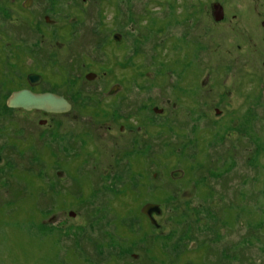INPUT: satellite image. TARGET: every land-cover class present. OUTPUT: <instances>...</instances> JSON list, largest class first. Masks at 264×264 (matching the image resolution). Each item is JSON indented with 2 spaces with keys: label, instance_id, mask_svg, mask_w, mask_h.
Masks as SVG:
<instances>
[{
  "label": "rangeland",
  "instance_id": "obj_1",
  "mask_svg": "<svg viewBox=\"0 0 264 264\" xmlns=\"http://www.w3.org/2000/svg\"><path fill=\"white\" fill-rule=\"evenodd\" d=\"M10 1L0 264H264V0ZM29 72L76 111L47 126L8 111ZM148 202L160 228L141 214Z\"/></svg>",
  "mask_w": 264,
  "mask_h": 264
},
{
  "label": "flooded vegetation",
  "instance_id": "obj_2",
  "mask_svg": "<svg viewBox=\"0 0 264 264\" xmlns=\"http://www.w3.org/2000/svg\"><path fill=\"white\" fill-rule=\"evenodd\" d=\"M10 2H12L11 6L13 8H14L13 5H17V4L20 3L19 0H11ZM33 3H34V0H24V1H21V5H22L21 7L23 9H25V10H28V9H31ZM211 11H212L211 12V16H212L213 20L216 23H222V22L225 21L226 9L220 2L213 3L212 6H211ZM17 21L19 22L18 19H17ZM45 21L49 24L50 19L46 16L45 17ZM262 25L264 26V23ZM27 26H29V24ZM42 32H43V29H42ZM123 37L124 36H122V34L116 32L112 36L111 43H113L112 41L114 40L117 44H119V43H121L123 41ZM3 38H4V36L2 34H0V42H2V41L4 42ZM4 44L7 45L8 47L13 45L12 42H4ZM58 44H61L60 41H58ZM10 52L12 53V50H10ZM34 63H35L34 59L29 57V60H27V62H25V65L32 66ZM19 67L21 68V66H19ZM3 73H5L4 70L0 69V80H2L3 83H7L8 84V82H10V78L13 79L14 77L6 75L8 77V79H4L3 78ZM99 77L100 76L97 73L90 71V72H88L86 74L85 79L87 81H89V82H92V81L97 80ZM23 80H24V82L21 83L19 87H18V85L10 86V87H12L10 89H13V90H10L8 92L7 96L5 97L4 106L12 114L14 113V115H16V114L17 115H31V114L40 115L43 118L39 120V122H38L39 125L40 126H47L49 124V119L50 118L54 121L55 120L54 118L69 117V116H71L73 114L74 111H76V103L74 102L73 97H70L69 94L62 93V92H60L58 90H49V89L45 90V89L42 88V85L47 81L45 75H43L42 73L29 72V73L24 75ZM0 83H1V81H0ZM122 90H124V85H122L121 83L114 84L113 88L110 91L109 97L117 96L119 93H121ZM20 92H29V93L34 95V98H39V99H42V98H40L38 96H45L47 94H52V95L61 97L63 100L68 102V104L71 106V108H69V110L63 111V112H51V111H47V110H45L43 108L33 107V108H30V109L27 110L24 107H13V106H10V100L14 97L15 94H18ZM35 96H37V97H35ZM163 111L164 110H162V109L161 110H159L157 108L155 109L156 113H163ZM141 161L142 160H140L139 158H136V157L133 159V163L135 164L134 167L137 169L136 174H138V175L141 174L144 177V171H143L144 164ZM175 171H180V172L183 173V175L180 178H182L185 175V172L182 171V170H174L170 174L171 179H175V178H173V174H172ZM157 177H158V175L155 174V178H157ZM180 178H178V179H180ZM146 204L160 205L158 203H151V202H148ZM146 204H144L141 207V214L145 218L148 219V221L150 222L151 225H153L151 223V221H150V218L142 213V209H143V207ZM160 207H161V205H160ZM160 214H161V211L159 212V214H156V213L152 214L153 218L158 223V227L155 226L156 228H160V224H159L158 220L156 219L157 216L160 215Z\"/></svg>",
  "mask_w": 264,
  "mask_h": 264
},
{
  "label": "water",
  "instance_id": "obj_3",
  "mask_svg": "<svg viewBox=\"0 0 264 264\" xmlns=\"http://www.w3.org/2000/svg\"><path fill=\"white\" fill-rule=\"evenodd\" d=\"M38 97L42 99L34 98V95L29 92H20L18 94H15L14 97L10 100V106L24 107L27 110L33 107L43 108L51 112H63L71 108L68 102L63 100L61 97L52 94H47L45 96H38ZM172 174H173V178L175 179H178L183 175V173L180 171H175ZM160 211H161L160 205H156V204H146L142 209V213L148 216L150 218L151 223L156 227H158V223L153 218L152 214L153 213L159 214Z\"/></svg>",
  "mask_w": 264,
  "mask_h": 264
},
{
  "label": "trees",
  "instance_id": "obj_4",
  "mask_svg": "<svg viewBox=\"0 0 264 264\" xmlns=\"http://www.w3.org/2000/svg\"><path fill=\"white\" fill-rule=\"evenodd\" d=\"M124 232H125L124 235L127 236V234H128L129 231H127V228H126V227H125V231H124ZM125 236H124V237H125Z\"/></svg>",
  "mask_w": 264,
  "mask_h": 264
}]
</instances>
